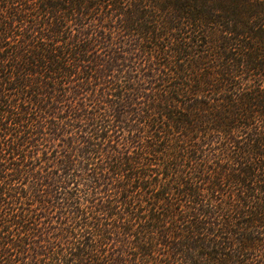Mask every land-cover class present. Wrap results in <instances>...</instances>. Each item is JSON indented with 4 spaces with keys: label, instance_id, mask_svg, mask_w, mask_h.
Masks as SVG:
<instances>
[{
    "label": "trees",
    "instance_id": "trees-1",
    "mask_svg": "<svg viewBox=\"0 0 264 264\" xmlns=\"http://www.w3.org/2000/svg\"><path fill=\"white\" fill-rule=\"evenodd\" d=\"M0 264H264V0H0Z\"/></svg>",
    "mask_w": 264,
    "mask_h": 264
}]
</instances>
